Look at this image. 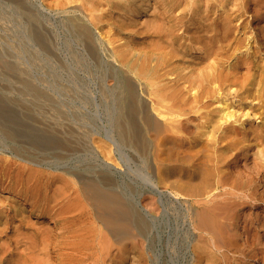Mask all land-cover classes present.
<instances>
[{"label":"bare ground","instance_id":"obj_1","mask_svg":"<svg viewBox=\"0 0 264 264\" xmlns=\"http://www.w3.org/2000/svg\"><path fill=\"white\" fill-rule=\"evenodd\" d=\"M9 1L27 26L7 55L30 36L68 77L0 70L19 86L0 93V264H106L125 240L139 262L163 220L139 202L158 213V196L197 233L194 264H264V0H42L64 14L70 63L47 21ZM88 74L106 128L72 101ZM65 87L71 101L50 92Z\"/></svg>","mask_w":264,"mask_h":264},{"label":"rangeland","instance_id":"obj_2","mask_svg":"<svg viewBox=\"0 0 264 264\" xmlns=\"http://www.w3.org/2000/svg\"><path fill=\"white\" fill-rule=\"evenodd\" d=\"M27 6H28V9H31V11H33L32 13H34L35 15L43 18V23L45 21H47L45 23V26H46V31L50 30L47 32V36L49 38V41H52L53 38L56 43V49L58 52L57 53V56L61 59H59V61H61L62 59H64L66 57L65 60H68V62L70 60V54H68L69 52V47L64 43L66 42V38L68 37V32L66 30V28L63 26V19H64V14L63 13H60L58 11H55V10H50L48 8V5H50L52 8L54 7V2L55 1H42V0H25L23 1ZM29 2V3H28ZM53 3V5H52ZM33 4V5H32ZM12 6V7H11ZM71 5H68L67 7L70 8ZM10 7V8H9ZM17 7V8H16ZM17 9V10H16ZM6 10V11H5ZM22 12H20V11ZM36 10V11H35ZM55 11V12H54ZM2 12V13H1ZM14 12V13H13ZM20 12V14H19ZM5 13V14H4ZM37 13V14H36ZM43 13V14H42ZM4 14V15H3ZM27 14V11H25L24 9L20 8L17 3H15L14 1H9V0H0V70L2 72H5V73H9V71H7V68H6V64H7V61L10 63V62H13V61H16V60H20V62H22V67H24V71H27L28 70V73L30 74V77L33 79H39L41 81V83L44 85H47V83L45 81H53L52 77L54 74H56L57 72H60L66 76V78L68 77L67 76V72L63 71L62 72V69L61 68H58V63L56 60L57 57H54L53 55H49L47 54V57H45L44 53L42 54L40 52L39 47L36 43H34L32 37L29 36V38L27 37L26 41H25V47L24 45H22L24 47V52H22V55L19 54V55H16L15 58L9 56L10 53L12 54H18V52L16 50H13V41L15 42L17 38H25L24 36L25 35H21V31L24 30V28L26 29V22L24 19H26V15ZM10 15V16H9ZM11 15H13L11 17ZM16 15V16H15ZM44 15V16H42ZM2 16V17H1ZM4 16V17H3ZM7 16V19H4L6 18ZM61 16V17H59ZM11 17V18H10ZM53 17V18H52ZM9 18V20H8ZM13 18V19H12ZM15 18V19H14ZM24 18V19H23ZM3 19V20H1ZM17 19V20H16ZM19 19H22L20 20L19 22ZM8 20V21H7ZM13 20H15L16 22H14ZM24 20V21H23ZM61 21V22H60ZM12 22V23H11ZM20 23V24H19ZM24 23V24H23ZM58 24V25H57ZM20 25V26H19ZM44 25V24H43ZM25 26V27H24ZM40 26L39 31H44V29L41 27V24L38 25ZM55 26V28H54ZM62 26L65 28H62ZM24 27V28H23ZM61 27V28H60ZM2 28V29H1ZM60 29V30H59ZM8 30V32H7ZM57 31V32H56ZM62 31V32H61ZM10 33V34H9ZM19 33V34H17ZM43 33V32H42ZM64 33V34H63ZM14 34H17V35H14ZM58 34V35H57ZM50 35H51V38H50ZM56 35V36H55ZM4 36V37H3ZM16 36V37H15ZM60 36V37H59ZM56 37H59V38H56ZM63 37V38H62ZM66 37V38H64ZM31 38V39H30ZM3 39V40H2ZM11 42H10V40ZM30 39V40H29ZM61 39V40H60ZM2 40V41H1ZM64 40V41H63ZM61 41V42H60ZM7 42V43H6ZM60 42V43H59ZM13 45L12 46V49H10V45L11 44ZM30 43V44H28ZM72 43H73V46H72ZM58 44V45H57ZM4 47H3V46ZM61 45V46H60ZM78 45V44H77ZM60 46V47H58ZM68 48H66V47ZM71 46L75 49H78L76 50V54H78V56L80 57H83L84 53H82L83 51L81 50L82 48L78 45V47L76 46V42L72 41L71 42ZM38 47V49H37ZM63 47V48H62ZM9 50H8V49ZM60 48V50H59ZM81 48V49H80ZM1 49L3 51H1ZM36 49V50H35ZM8 50V51H6ZM28 50V51H27ZM34 50V52H32ZM38 50V51H37ZM67 50V52H66ZM12 51V52H11ZM37 51V52H36ZM10 52V53H8ZM39 52V53H38ZM66 52V53H65ZM7 53L9 55H7ZM24 53V54H23ZM33 53H37L36 55V59L33 60V61H30V59L28 58L27 55H29V57L33 54ZM40 53H41V57H40ZM62 53H63V56H62ZM82 55H81V54ZM27 54V55H26ZM8 56V57H7ZM22 56V58L19 59V57ZM53 56V57H52ZM62 56V57H61ZM65 56V57H64ZM68 56V57H67ZM4 57V58H3ZM6 57V58H5ZM10 57V58H9ZM12 58V59H11ZM27 58H28V61H27ZM22 59V60H21ZM25 59H26V63H25ZM85 59L84 61H86L87 63L90 62V60L88 59V57L85 56ZM24 60V61H23ZM38 60V62H37ZM65 60H62L65 62ZM88 60V61H87ZM3 62V63H2ZM30 62V63H29ZM56 62V64L54 63ZM69 62V63H70ZM83 62V60H82ZM53 63V64H52ZM91 63V62H90ZM40 64V66H39ZM3 65H5L3 67ZM29 69H27V67ZM52 65V66H51ZM37 66V67H36ZM78 66V65H77ZM2 67V69H1ZM31 67V68H30ZM33 69V70H32ZM53 69V70H52ZM56 69V71H55ZM59 70V71H58ZM32 71V72H31ZM42 71V72H41ZM50 72V73H49ZM54 72V74L52 73ZM80 72V73H78ZM77 73H78V76H83L85 75L84 74V71H80V70H77ZM43 74V75H42ZM50 74V75H49ZM66 74V75H65ZM35 76V77H33ZM51 76V77H50ZM86 77H89V78H84L85 80H89L88 81V86L87 88H80V91L83 93V100L81 99H76V100H72L73 102L77 103L75 104L82 112L88 114L89 112V116L95 118V122L97 124L98 127L100 126H104V128H106V123L103 124V119L105 118L104 115H103V112L105 110V108H103V106L101 105V98H100V90H99V86L97 85V75H94L93 76H89L86 75ZM47 78V80H45ZM91 78V79H90ZM7 82H10V81H5L4 82V79H1L0 80V86H4L6 85L5 83ZM45 82V83H44ZM13 83V84H11ZM14 83L17 84L16 81H14V79H12V81L10 82V84H7L8 86H10V88L12 86L13 89L12 92H9V89H4L3 87H0V93L3 95H7L8 97L9 96H17V88L19 87L18 84L17 86L14 85ZM65 83V81H63V84ZM4 84V85H3ZM66 86L68 85V81L65 83ZM89 87V88H88ZM98 88V89H97ZM16 89V90H15ZM7 90V91H6ZM66 90H68L67 87L63 88V91L61 90V92L59 91L57 93L56 90H52L50 91L52 94L56 95L57 94L59 96H61L63 99H67L68 101H71L70 99H72V93L70 92H65ZM88 90V91H87ZM55 91H56V94H55ZM99 92V93H98ZM65 93V94H64ZM89 93V94H88ZM63 94V95H62ZM65 96V97H64ZM93 96V97H92ZM98 96V97H97ZM75 97H77V95L75 94ZM86 97L87 100L84 98ZM92 97V98H91ZM91 98V99H90ZM95 101H94V100ZM99 99V100H98ZM86 100V101H85ZM79 103H78V102ZM81 103V104H80ZM85 104V105H84ZM95 104V105H94ZM82 107H80V106ZM101 105V106H100ZM95 106V107H94ZM82 108V109H81ZM86 110V111H84ZM92 112V113H91ZM97 112V113H96ZM96 114V115H95ZM101 114V116H100ZM99 117H98V116ZM100 122V123H99ZM124 151L127 153H132L130 149H125L124 148ZM78 154H81V153H78ZM75 158V156L73 157ZM130 163V162H128ZM155 184V183H154ZM154 186V187H153ZM151 188H155V190L157 192H161L157 187H155L156 185H153ZM157 188V189H156ZM145 188L143 187L142 188V191H144ZM162 193V192H161ZM171 198H173V194L168 191L167 192ZM2 195H0V198L2 199ZM158 203H162V204H159L160 206V210L158 213L154 212L150 207H148L147 205H143L139 202V204L141 205L140 207L144 210V212H146L147 214H150L152 217H157V218H163L162 222H160V224H158V233H156V242L155 244H153L154 247L150 248L149 247V244H148V240L147 239H139V244L140 245V249L139 251L142 252V256L139 257V262L137 261V259H135L131 253V251L129 250V244H130V240H125L123 241L124 242V245H123V242L120 243L119 245H115L113 246L112 248V253L111 254V259H108L110 261H106L107 263L106 264H194V254L193 253V250H192V245L195 244V241L196 240V236H197V233L194 231L193 232V228H191V223H189V220L188 218H185V229H184V225L181 224L180 221H178V217L177 214L176 216L174 217L173 214L170 213V216L166 215L165 214V207L166 205L163 204V202L161 201V198L158 196ZM177 203H179V201L177 200L176 201ZM161 212V213H160ZM161 214V215H160ZM164 216H163V215ZM166 216V217H165ZM169 217V218H167ZM156 218V219H157ZM171 218V219H170ZM175 220V221H174ZM167 221V222H166ZM178 224V225H177ZM163 226V227H162ZM176 227V228H175ZM188 227V228H187ZM160 228V229H159ZM178 228V229H177ZM187 229V230H186ZM190 230V231H188ZM184 232V234H183ZM186 232H188L191 236H189V240H185V243H184V246L182 244V236H185ZM192 233V234H191ZM175 234V235H174ZM181 236V237H180ZM165 237V238H164ZM196 237V238H195ZM144 240V241H143ZM181 243H180V242ZM191 242H193L191 244ZM179 244V245H178ZM138 245V247H139ZM166 246V247H165ZM181 246V247H180ZM116 247V248H115ZM122 247V248H121ZM183 247H185L186 249H184ZM121 248V249H120ZM124 250V255L123 257L121 255H119V251L118 250ZM180 249V250H178ZM145 251V252H144ZM118 252V253H117ZM188 252V253H187ZM150 253V254H149ZM147 254V255H146ZM184 255V256H183ZM121 256V257H120ZM189 256V257H188ZM147 257V258H146ZM170 258V259H169ZM154 259V260H153Z\"/></svg>","mask_w":264,"mask_h":264}]
</instances>
